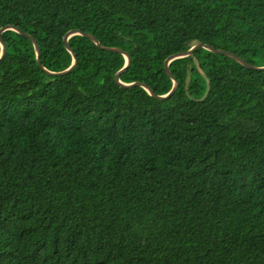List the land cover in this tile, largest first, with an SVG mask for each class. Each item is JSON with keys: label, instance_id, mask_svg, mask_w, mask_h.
Here are the masks:
<instances>
[{"label": "trees", "instance_id": "trees-1", "mask_svg": "<svg viewBox=\"0 0 264 264\" xmlns=\"http://www.w3.org/2000/svg\"><path fill=\"white\" fill-rule=\"evenodd\" d=\"M6 25L53 72L91 33L159 94L199 42L264 66V0H0ZM3 37L0 264H264V71L200 48L159 99L84 35L59 76Z\"/></svg>", "mask_w": 264, "mask_h": 264}, {"label": "water", "instance_id": "water-1", "mask_svg": "<svg viewBox=\"0 0 264 264\" xmlns=\"http://www.w3.org/2000/svg\"><path fill=\"white\" fill-rule=\"evenodd\" d=\"M7 30L16 31V32H18V33H20V34L28 37L34 43V46H35V49H36L37 61H38L39 67L42 68L48 75H52V76L65 75V74H68V73H70L71 71H73V70H75L77 68L78 63H79V60H78V57H77L76 52L74 51V49L69 44V38L71 36L75 35V34L84 35V36L90 38L92 41H94L100 48L105 49V50H108V51H111V52H118V53H121V54L124 55V57L126 58V64H125V66L115 76V81L118 84H120L121 86H123L125 88L134 87V86H137V85L144 86L153 96H155V97H157L159 99H167V98L171 97L177 91V89L179 87V81L174 76V74L172 73V71L170 69V63L173 60L177 59V58H184V57L192 56L200 48H205V49H208V50H210L212 52L226 55V56H228V57H230V58L238 61L239 63H241L242 65H244L247 68L255 69V70H259V71H264V66H261V67L254 66V65L250 64L249 62H247L246 60H244L241 57H239L238 55H236L235 53H232V52H229V51H226V50H222V49H216L215 47H213L211 45H207V44H204L202 42H199V43L195 44L193 47H191L189 50L183 51V52H179V53H176V54H173V55L169 56L166 59V61H165V70H166L167 74L172 78L174 84H173V86H172V88H171V90L169 92H167L165 94H159L149 84H145L143 82H134V83H130V84L123 83L121 81V76L132 65V58H131L130 54L128 52L122 50V49H119V48L105 47L97 39V37H95L93 34H91V33H84L83 31L77 30V29L70 30L66 34L65 39H64L65 40V46H66V48L69 50V52L73 56V63H72V65L68 69H66L64 71L53 72V71L47 70L43 66V64H42V60H41V49H40V46H39L38 41L32 35H30V34H28L26 32H23L19 27L14 26V25H6L5 27H3V28L0 29V44L2 46V52L0 54V62L5 59V57L7 55V52H8V46H7V44H6L5 40H4V37H3V33L5 31H7Z\"/></svg>", "mask_w": 264, "mask_h": 264}]
</instances>
